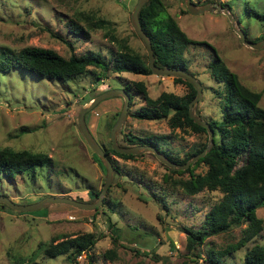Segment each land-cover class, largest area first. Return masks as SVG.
Returning a JSON list of instances; mask_svg holds the SVG:
<instances>
[{
  "label": "rangeland",
  "instance_id": "obj_1",
  "mask_svg": "<svg viewBox=\"0 0 264 264\" xmlns=\"http://www.w3.org/2000/svg\"><path fill=\"white\" fill-rule=\"evenodd\" d=\"M161 1L187 37L210 46L192 43L183 51L187 70L201 87V95L193 103L194 113L203 119L219 120V98L214 91L220 90L221 84L209 76L207 68L213 53L243 85L261 91L258 104L264 108V45L253 49L241 44L221 12L191 14L183 0ZM216 1L230 12L248 40L264 37V0ZM134 2L0 0V49L15 52L23 46H39L63 57L90 49L109 64L115 44L102 36V29H90L86 39L70 31V21L86 25L79 15L82 12L105 19L115 36L146 55L129 21ZM129 80H142L149 97L162 90L178 95L187 91L186 85L173 81L171 75L152 72L103 71L88 66L72 79L58 81L18 66L0 69V146L42 151L49 159L12 179L0 177V194L18 203L31 202L43 195L93 200L89 192L99 191L105 168L81 137L76 113L99 91L121 88ZM121 102L119 95L104 97L84 113L89 131L104 147L108 146L109 124L116 118ZM142 103L132 93L116 134L118 144L127 145L122 137L127 132L140 136L164 135L161 146L181 158L205 138L201 132L169 129L165 118L131 116L130 112ZM108 157L118 172L114 171L102 196L106 200L96 210L55 202L36 210L17 211L0 202V264H71L63 254L44 256L37 244L47 242L51 236L86 231L97 237L89 250L95 256V264H195L205 258L209 248L221 250L239 238L243 224L208 235L200 245L186 248L183 228L199 227L204 212L217 201L220 192L203 189L194 194L183 193L171 180L186 177V172H169L150 152H140L132 158L108 153ZM204 168L197 164L193 172H202ZM255 212L264 223V203ZM108 223L116 229L112 231ZM254 242L264 244V227L239 248L224 253L220 257L222 264H241L244 250ZM106 249H112V257L102 256ZM77 260L82 262L83 256Z\"/></svg>",
  "mask_w": 264,
  "mask_h": 264
},
{
  "label": "trees",
  "instance_id": "obj_2",
  "mask_svg": "<svg viewBox=\"0 0 264 264\" xmlns=\"http://www.w3.org/2000/svg\"><path fill=\"white\" fill-rule=\"evenodd\" d=\"M79 15L86 25L70 21L68 24L70 31L86 39L90 29H102V36L115 44V49L109 55V64L98 52L90 49L63 57L50 48L23 46L15 52L6 48L0 49V69L18 66L40 77L58 81L72 79L83 73L88 66L103 71L151 73L146 55L135 51L123 38L115 36L105 19L91 13L81 12ZM137 16L141 29L149 38L153 62L157 65L187 70L183 57L185 47L192 43L209 46L205 41L187 37L165 10L161 0H145ZM63 41L70 45L68 41ZM211 50L213 53V49ZM207 68L209 76L221 84L220 90L214 91L219 98V120L205 119L212 130L211 145L202 156L184 169L168 167L166 169L171 173L186 172V177L171 180V183L176 184L185 194H194L203 189H217L220 192L217 201L204 212L199 227L183 228L186 248L191 249L200 245L208 235L243 224L240 236L233 244L221 250L209 248L205 258L200 263H195L222 264L220 257L224 253L239 248L264 227L263 219L255 212L256 208L264 203V108L258 104L261 91L243 85L216 54L213 53ZM172 79L183 82L187 91L178 95L162 90L156 96L149 97L142 80L124 82L122 88L129 96L128 104L132 93L143 102L131 111L130 115L140 119L165 118L169 129L201 132L205 138L184 156L177 158L161 146L164 135L140 136L127 132L122 137L125 144H151L171 160L181 163L204 147L207 135L205 129L194 123L187 115V103L195 93L194 88L179 76H172ZM100 145L107 156L108 153L122 158H132L136 155L114 151L109 141L107 147ZM93 156L102 165L98 157L95 154ZM48 160L46 153L42 151L0 146V177L12 179L23 172L32 171ZM197 164L205 167L202 172H193ZM97 192L95 190L89 193L95 198ZM105 200L102 197V201ZM96 209L97 207L94 208ZM109 226L112 231L116 229L111 224ZM96 239L97 237L90 231L73 235L59 234L51 236L47 242H38L37 248L46 257L63 254L71 264H95V256L89 250ZM114 241L115 237H112V243H115ZM80 255L83 256L82 262L77 260ZM102 256L112 257V249L104 250ZM241 264H264V244L254 242L247 247L243 252Z\"/></svg>",
  "mask_w": 264,
  "mask_h": 264
},
{
  "label": "water",
  "instance_id": "obj_3",
  "mask_svg": "<svg viewBox=\"0 0 264 264\" xmlns=\"http://www.w3.org/2000/svg\"><path fill=\"white\" fill-rule=\"evenodd\" d=\"M144 2L145 0H135L134 4L131 7V11L129 13V21L132 26V29L134 30L136 35L140 38L145 48L146 57H147V66L149 70L154 74L179 76L185 79L186 81H188L192 85V87L195 90V93L193 97L187 103V115L189 118H191V120L194 123L202 126L205 129L207 137H206V143L204 147L200 151L188 157L183 162L179 163V162H175L171 160L170 158H168L164 153L157 150L151 144H127V145L118 144L116 141V134L126 116L129 96L122 87L121 88L109 87V88L99 91L97 94L91 97L90 100L87 102V104L81 105V107H79L76 113V118H75L76 127L81 137L83 138L87 146L93 151V153H95V155L100 159L102 165L105 168V175L103 178V182L95 198L91 201H86V200H76L71 197H67L63 195H43L39 197L38 199L31 201V202L18 203V202L12 201L7 196L0 194L1 203L17 211L36 210V209L43 208L47 204L55 203V202L67 203L69 205H72L77 208H82V209H93L99 203H101L102 196L107 186L112 180L115 168L113 167L108 156L104 153L101 145L97 142V140L93 137V135L89 131L84 121V113L86 112V110L90 109L97 101H99L100 99L104 97H108L112 95H119L122 98L120 109L109 129V144H110L111 149H113L116 152L126 153V154H137V153L144 152V151L150 152L159 162L164 164L166 167L170 169H184L189 164L193 163L198 157L202 156L209 149L211 142H212V130L208 122L205 119L201 118L196 113H194L193 111V103H195L201 95L200 84L195 79L194 75L185 69H182L179 67L160 66L153 62V55H152L149 38L146 35V33L141 29V26L138 21V16H137L139 9ZM183 3L185 6V9L191 14L200 13L202 11L223 13L227 17V20L229 21L231 29L234 31V33L238 37L240 43L243 44L244 46L256 49L264 45V37L258 40H248L246 38V35L243 29L237 25V22L234 20V17L220 3L216 1H206L203 3L196 4L191 0H183Z\"/></svg>",
  "mask_w": 264,
  "mask_h": 264
},
{
  "label": "flooded vegetation",
  "instance_id": "obj_4",
  "mask_svg": "<svg viewBox=\"0 0 264 264\" xmlns=\"http://www.w3.org/2000/svg\"><path fill=\"white\" fill-rule=\"evenodd\" d=\"M206 1H216V0H203L201 1L200 3H203V2H206ZM217 2V1H216ZM219 3V2H218ZM196 4H199V3H196Z\"/></svg>",
  "mask_w": 264,
  "mask_h": 264
}]
</instances>
